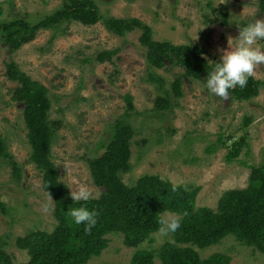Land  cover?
Returning a JSON list of instances; mask_svg holds the SVG:
<instances>
[{
	"label": "rangeland",
	"instance_id": "rangeland-1",
	"mask_svg": "<svg viewBox=\"0 0 264 264\" xmlns=\"http://www.w3.org/2000/svg\"><path fill=\"white\" fill-rule=\"evenodd\" d=\"M64 1L0 0V23L14 19L36 23L57 12ZM92 1L104 17L139 19L151 27L153 40L202 46L217 62L223 52L231 50L229 39L237 38L241 27L264 20L259 0ZM140 35L135 30L119 38L101 22L93 26L73 22L55 38L52 31L41 30L11 56L0 42V135L20 168L16 180L11 166L0 160V202L5 206L0 212V246L15 264L30 259L27 252L16 247V239L36 232L51 233L57 222L53 200L41 187L42 175L29 161L23 105L12 100L15 84L6 78L9 57L21 72L49 92L51 119L58 121L52 160L69 193L86 185L92 193L90 199L101 194L102 189L92 182L87 162L103 152L100 144L109 137L110 126L125 113L126 95L133 98L135 108L127 118L134 135L130 158L133 168L122 176L126 185H134L144 175H157L186 189L199 187L195 208L212 210L226 191L247 187L250 171L246 166L259 163L264 148V89L249 102H236L229 96L225 99L202 90L204 83L182 79L177 106L171 114L159 112L155 109L158 93L147 82ZM260 47L264 49V41ZM115 49L118 52L111 61L95 60L99 53ZM155 72L169 88L183 71L167 65ZM252 77L264 81V64L256 67ZM245 118L251 119L246 128ZM220 134L231 136V141L245 137L249 147L230 163L225 160L229 151L225 147L206 154L205 148ZM173 215L164 214L163 219ZM107 238L104 251L87 264H131L138 249L155 253L163 244L173 242L171 234L163 236L159 232L138 248L125 246L119 234ZM194 249L202 259L220 254L230 259L229 264H264L262 254L232 236L210 248ZM153 264H161L157 256Z\"/></svg>",
	"mask_w": 264,
	"mask_h": 264
},
{
	"label": "trees",
	"instance_id": "trees-1",
	"mask_svg": "<svg viewBox=\"0 0 264 264\" xmlns=\"http://www.w3.org/2000/svg\"><path fill=\"white\" fill-rule=\"evenodd\" d=\"M258 7L264 13V0H259ZM73 22L84 26L101 22L108 32L119 38H125L135 30L141 33L139 43L145 49L147 82L158 93L155 109L159 112L171 114L177 106V99L182 95V79L204 83L211 70V62H217L202 46L153 40L151 27L139 19L104 17L92 0H65L57 12L45 15L36 23L17 19L1 22L0 42L11 56L32 42L41 30L52 31L55 38L59 33L64 34ZM222 24L225 25L226 21ZM117 52L118 49L103 51L95 60L98 63L111 61ZM167 65L183 71L169 88L155 72ZM5 67L7 80L15 84L12 100L23 105L29 161L42 175L41 187L53 200V216L57 222L51 233L36 232L16 239V247L30 257L25 264H87L104 251L108 244L107 236L114 234L123 236L125 246L138 248L159 232L160 222L167 213H186L182 215L181 228L171 234L173 242L163 244L155 253L138 249L131 264H153L154 256L161 264H229L230 259L220 254L202 259L194 248L204 250L230 236L264 256V148L260 152L259 163L246 166L250 171L247 187L223 193L215 210L195 208L199 187L186 189L157 175H144L134 185L128 186L122 176L133 168L130 158L134 130L127 118L135 108L133 98L126 95L125 113L110 126L109 137L100 144L103 152L87 162L92 182L102 189L101 194L87 202L72 201L52 160L58 121L51 119L49 92L44 85L21 72L11 57ZM261 88L264 89V81L251 76L246 87L237 86L230 90L229 97L232 101L249 102L259 95ZM250 122V118H245L243 126L246 128ZM217 137L216 142L205 148V153L212 155L219 147H225L229 149L225 155L228 163L237 160L243 149L249 147L245 137L234 141H231V136L224 138L220 134ZM0 160L11 166L13 176L18 180L20 168L1 135ZM79 207L96 213L97 222L91 231L86 232L83 224L76 225L70 217V210ZM4 211L5 206L0 202V212ZM0 264H15L1 246Z\"/></svg>",
	"mask_w": 264,
	"mask_h": 264
},
{
	"label": "clouds",
	"instance_id": "clouds-1",
	"mask_svg": "<svg viewBox=\"0 0 264 264\" xmlns=\"http://www.w3.org/2000/svg\"><path fill=\"white\" fill-rule=\"evenodd\" d=\"M229 41L231 50L223 52L219 62H211V70L202 85V90L207 89L209 93L225 99L229 96L230 90L237 86L246 87L256 67L264 64V49L260 47V42L264 41V20H256L241 27L238 37ZM69 195L72 201L87 202L92 193L86 185H81L77 191H72ZM49 199L51 200L50 195ZM69 215L76 225L83 224L86 232L91 231L97 222L96 213L86 207L73 208ZM182 215L186 213L175 214L162 220L158 228L159 233L163 236L176 233L181 228Z\"/></svg>",
	"mask_w": 264,
	"mask_h": 264
}]
</instances>
